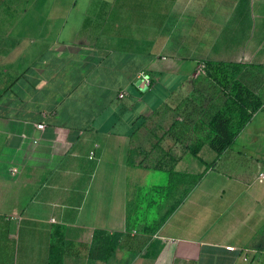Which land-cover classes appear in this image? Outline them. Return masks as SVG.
Returning a JSON list of instances; mask_svg holds the SVG:
<instances>
[{
	"label": "crops",
	"instance_id": "obj_1",
	"mask_svg": "<svg viewBox=\"0 0 264 264\" xmlns=\"http://www.w3.org/2000/svg\"><path fill=\"white\" fill-rule=\"evenodd\" d=\"M6 1L0 264H50L57 228L62 264H264V0ZM202 62L259 108L197 183L229 93Z\"/></svg>",
	"mask_w": 264,
	"mask_h": 264
},
{
	"label": "trees",
	"instance_id": "obj_2",
	"mask_svg": "<svg viewBox=\"0 0 264 264\" xmlns=\"http://www.w3.org/2000/svg\"><path fill=\"white\" fill-rule=\"evenodd\" d=\"M221 66L222 64L207 63L208 72H213ZM223 90L230 93L227 94V102L222 110H218L214 114L208 124V127L213 134L210 145L216 153L215 160L211 164H206L203 158L199 155L201 151L200 146L191 148V154L194 155L201 164L207 166L206 171L196 174V180L198 181H201V179L211 168H215L223 152L234 143L238 131L245 127L249 121H251L253 114L249 113V108L254 106V111L255 109L259 108V104L250 103L249 100H251L252 97L250 92H248L246 89L243 90L236 82L232 84L231 89L225 87ZM139 167L145 168L147 166H145V162H143L139 164ZM169 175L170 183L173 182L175 178L188 176V174H184L182 172H173L172 170L169 171ZM99 235H101V233L96 235V241ZM54 238L58 244H54L52 247L50 264H62L60 259L62 257V252L60 254V244L63 241V236L61 234L60 228H57ZM93 253L94 252L92 250V254ZM59 254L60 257L57 259Z\"/></svg>",
	"mask_w": 264,
	"mask_h": 264
},
{
	"label": "rangeland",
	"instance_id": "obj_3",
	"mask_svg": "<svg viewBox=\"0 0 264 264\" xmlns=\"http://www.w3.org/2000/svg\"><path fill=\"white\" fill-rule=\"evenodd\" d=\"M6 5L8 6H12L13 2L12 0L6 1ZM25 3L22 2V5ZM14 14L9 13V12H0V38H5L8 36V31L11 28V22L13 21L12 16ZM38 15H36L35 13H31L25 17H23L21 20H39V18L37 17ZM4 35V36H3ZM2 41H0L1 43ZM199 85L203 86V87H207L208 90H216L218 92H220L222 90V88L228 87L231 89L232 84L234 83V78H233V70L231 68L228 67H224L221 66L220 68L214 70L213 72H207L205 76H203V78H200V80H198ZM210 153L211 155L207 154ZM202 158L207 161L208 163H211L212 161H214V153L213 151L207 149V151H205L203 153ZM188 159V157L186 158ZM171 160V158H166V162L169 163V161ZM191 169H195L196 170V174H198L199 172H201L202 170L206 169V166H203L198 160L197 158L191 157ZM151 176V175H150ZM211 177H208V179L206 180V183L204 184H209ZM197 183H199L198 180H196ZM151 184V183H150ZM134 192V191H133ZM149 226H152L153 221H147L144 222Z\"/></svg>",
	"mask_w": 264,
	"mask_h": 264
},
{
	"label": "built area",
	"instance_id": "obj_4",
	"mask_svg": "<svg viewBox=\"0 0 264 264\" xmlns=\"http://www.w3.org/2000/svg\"><path fill=\"white\" fill-rule=\"evenodd\" d=\"M207 70H208L207 63H205V62L200 63L199 66H198V70H197V76L199 77V76H202V75H206ZM136 81H138V85H142V86H145L147 88H150L153 85L152 78L145 72H141L138 75V78H137ZM126 96H127L126 92H121L120 95H119V97L121 99H124ZM38 128L40 130H43L45 128V126L44 125H39ZM258 182L259 183H264V170L259 174ZM229 249L233 250V248H229ZM246 260H248V259L246 258Z\"/></svg>",
	"mask_w": 264,
	"mask_h": 264
}]
</instances>
